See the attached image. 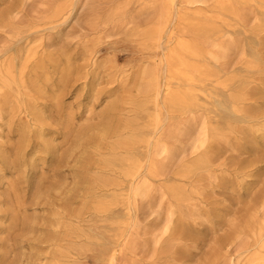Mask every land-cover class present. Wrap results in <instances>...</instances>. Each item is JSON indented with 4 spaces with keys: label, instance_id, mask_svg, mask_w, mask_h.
Masks as SVG:
<instances>
[{
    "label": "rangeland",
    "instance_id": "rangeland-1",
    "mask_svg": "<svg viewBox=\"0 0 264 264\" xmlns=\"http://www.w3.org/2000/svg\"><path fill=\"white\" fill-rule=\"evenodd\" d=\"M169 1L190 21L171 19L161 43L200 40L183 29L206 19L214 33L198 43L212 70L224 71L198 92L203 108L186 114L167 115L162 54L143 38ZM219 2L0 0V76L8 63L23 67L17 86L0 85V264H246L255 254L264 235V74L249 47L257 42L264 60V29L257 5L217 20ZM158 72L157 107L149 76ZM233 92L252 111L227 127L210 101ZM158 112L150 141L166 149L163 174L145 170L130 183L124 150L102 131L127 122L148 132ZM139 152L147 166L150 155ZM204 155L209 167L185 175Z\"/></svg>",
    "mask_w": 264,
    "mask_h": 264
},
{
    "label": "bare ground",
    "instance_id": "bare-ground-1",
    "mask_svg": "<svg viewBox=\"0 0 264 264\" xmlns=\"http://www.w3.org/2000/svg\"><path fill=\"white\" fill-rule=\"evenodd\" d=\"M239 4L243 7L251 6L252 4L257 5L256 20L258 21V29H264V0H220L216 12L218 14L217 20L224 17L238 18L240 16V10L237 9V5ZM172 6V1H169L167 6L164 5L161 11H159L158 23L154 28L149 29L143 35V38L151 45L153 50H155L154 53L159 55L160 53L158 52L161 51L162 54L158 70L162 71L166 76L164 93L167 115L170 113L186 114L194 112L199 108H203V105L200 103L201 96L198 95V92H200L202 87H204L207 82H210L212 78L219 77L220 74L224 73L223 70H212L211 62L214 60L212 53L208 47L205 48L202 44L198 43L204 38L212 36L214 33L213 25L206 19L199 20V22L196 23H188L183 29V33L185 30V33L194 34L193 36L197 35L201 38L200 40L198 38L197 41H195L193 40L194 38L186 39L185 37H178L175 40V45L166 47L161 43L167 24L171 19L173 22L176 20V22L180 21L181 23L190 21V18H187V16L179 12L174 13ZM257 45L258 43L255 42L251 43L249 47L250 57L252 59L251 64L255 68L259 67V72L264 74V60L258 52ZM1 68L3 70L0 76L1 88H8L11 90L20 83L19 79L22 77L23 67L19 68L13 63H8ZM158 76L159 72L157 75L151 74L149 76L151 85L150 92L153 94L154 98L152 102L154 105H157V107L158 98L162 94L161 92H163L160 87H157ZM232 81L233 78L226 83H220L219 85L227 87ZM202 91L203 89L201 92ZM211 100L210 103H214L221 123H224L222 121H226L224 125L227 127H230L233 122H247L246 120H248L247 118L249 117L248 113L252 111L249 109L251 106L247 107V109H245L246 107L240 106L242 98L234 92L224 96L223 99L212 97ZM206 102L207 100L203 103ZM204 107L208 110L205 105ZM160 125L161 113L158 112V114L156 113L153 116L150 131L148 132V129L140 130L131 127L132 125L127 122L122 125L119 123L118 126L109 125V127L102 131L103 142L108 139L109 136H114L117 138V141L113 144L114 150H124L125 159L123 160V163L126 165L121 166L123 168L120 170L126 178H129L130 183H133L138 179L145 170L151 178H160L163 174L162 168L164 169V165L157 162V157L164 154L166 149L159 141H157L152 147L150 141L151 135L158 132ZM126 134L127 136H125ZM112 139L115 140L113 137ZM141 147L146 149L147 154L150 155H148L149 160L147 166L141 161L142 154L139 152ZM208 167L209 156L204 155L194 162L192 168L186 170L185 175L194 177L195 174L206 170ZM105 184L116 185V182H105ZM171 190L176 193L174 187ZM100 208L103 209V205H101ZM107 211H110V208H107ZM54 264L62 263L56 259ZM105 264H112V259ZM246 264H264V235L258 244V250L255 254L249 257Z\"/></svg>",
    "mask_w": 264,
    "mask_h": 264
}]
</instances>
